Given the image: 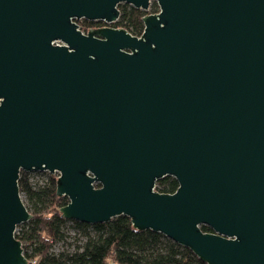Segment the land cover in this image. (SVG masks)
<instances>
[{
  "label": "water",
  "instance_id": "1",
  "mask_svg": "<svg viewBox=\"0 0 264 264\" xmlns=\"http://www.w3.org/2000/svg\"><path fill=\"white\" fill-rule=\"evenodd\" d=\"M153 1L141 35L112 25ZM22 170L59 172L66 219L264 264V0H0V264H29Z\"/></svg>",
  "mask_w": 264,
  "mask_h": 264
},
{
  "label": "trees",
  "instance_id": "2",
  "mask_svg": "<svg viewBox=\"0 0 264 264\" xmlns=\"http://www.w3.org/2000/svg\"><path fill=\"white\" fill-rule=\"evenodd\" d=\"M119 9L120 17L113 26L124 27L135 35H141L144 30L142 17L146 13L157 12L159 6L153 1L150 10L145 11L128 3H120ZM77 22L84 31L95 23L87 19ZM28 174L27 171H21L19 186L21 193L27 196L26 205L33 217L18 225L21 228L16 236L22 241L29 264H61L66 261L75 264H208L190 248L163 233L136 228L127 215L95 224L66 219L60 208L69 199L57 194L58 177L53 175L46 185L36 186L29 181ZM177 187V179L169 175L159 179L156 185L159 191L168 193L174 192ZM68 220L87 233V240L74 252L55 254L52 251L53 242L65 236L63 225ZM89 227L94 229V234L87 231ZM201 228L203 231H212L205 224Z\"/></svg>",
  "mask_w": 264,
  "mask_h": 264
},
{
  "label": "rangeland",
  "instance_id": "3",
  "mask_svg": "<svg viewBox=\"0 0 264 264\" xmlns=\"http://www.w3.org/2000/svg\"><path fill=\"white\" fill-rule=\"evenodd\" d=\"M149 10H150V8H149ZM21 196L23 198V201L27 204L28 199H27L26 194L21 193ZM20 228H21L20 226L17 227L16 232H18V230ZM63 231L65 232V236L60 238L59 240L53 242L52 251L55 254H59L62 251L74 252L80 246H82L84 244V242L87 240V233L83 229H81L80 227L75 225L73 222H71L70 220L65 222V224L63 225ZM87 231L90 234H94V229L92 227H89L87 229ZM61 264H75V263H73L71 261H66V262L61 263Z\"/></svg>",
  "mask_w": 264,
  "mask_h": 264
},
{
  "label": "built area",
  "instance_id": "4",
  "mask_svg": "<svg viewBox=\"0 0 264 264\" xmlns=\"http://www.w3.org/2000/svg\"><path fill=\"white\" fill-rule=\"evenodd\" d=\"M55 175L56 177L59 176V172H50V171H31L28 174L29 181L36 186H44L46 185L51 176ZM72 222V221H71Z\"/></svg>",
  "mask_w": 264,
  "mask_h": 264
},
{
  "label": "flooded vegetation",
  "instance_id": "5",
  "mask_svg": "<svg viewBox=\"0 0 264 264\" xmlns=\"http://www.w3.org/2000/svg\"><path fill=\"white\" fill-rule=\"evenodd\" d=\"M109 25L107 23H103V21H95L94 25H92L90 28H99V27H103ZM81 26V25H80Z\"/></svg>",
  "mask_w": 264,
  "mask_h": 264
}]
</instances>
